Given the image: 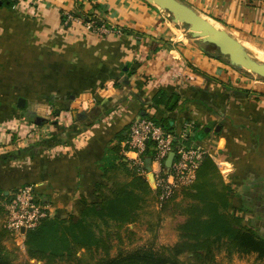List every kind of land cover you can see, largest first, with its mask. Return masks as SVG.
<instances>
[{"label": "crops", "instance_id": "0c3cea01", "mask_svg": "<svg viewBox=\"0 0 264 264\" xmlns=\"http://www.w3.org/2000/svg\"><path fill=\"white\" fill-rule=\"evenodd\" d=\"M183 1L264 49V0ZM255 76L208 55L147 0H0V188L33 184L50 217L77 215L104 181L110 145L126 147L139 118L171 116L175 146L208 151L233 188L229 211L264 236V82ZM161 90L180 95L174 113L157 103ZM196 127L211 130L194 139ZM157 168L147 163L150 182ZM172 212L129 227L145 226L144 244L174 245L183 218Z\"/></svg>", "mask_w": 264, "mask_h": 264}, {"label": "trees", "instance_id": "16d2710c", "mask_svg": "<svg viewBox=\"0 0 264 264\" xmlns=\"http://www.w3.org/2000/svg\"><path fill=\"white\" fill-rule=\"evenodd\" d=\"M2 2L12 4V0ZM253 2L249 0L250 4ZM84 19L102 26L95 18L85 15ZM204 47L208 55L217 54ZM180 99L175 91L161 90L157 103H165L167 112L174 113ZM154 121L169 131L173 129L171 116ZM195 130L194 139L199 134H203L201 138L209 134L205 128ZM120 138H124L123 134ZM126 150L127 146L120 143L110 145L101 164L104 181L95 184V200L81 197L77 215L49 217L26 232L29 259L44 264H224L218 256L225 253L229 260L234 255H256L264 262V236L247 225L237 209L229 211L233 188L224 181L211 156L204 158L190 187L164 201L148 177L130 166ZM11 198L12 193L5 194L0 188V217L4 218L0 223V264H17L16 249L9 244L14 237L6 226L5 203ZM170 208L175 218H183L176 225L177 243L149 242L132 250L120 248L135 235L130 224L149 222L144 221L145 214H149L148 219L158 218ZM116 247L118 252L114 255Z\"/></svg>", "mask_w": 264, "mask_h": 264}, {"label": "built area", "instance_id": "2783aa9c", "mask_svg": "<svg viewBox=\"0 0 264 264\" xmlns=\"http://www.w3.org/2000/svg\"><path fill=\"white\" fill-rule=\"evenodd\" d=\"M78 21L92 30L95 22L86 21L82 17L68 15V21ZM109 28L100 27V32H108ZM177 136L158 125L149 118L137 119L130 128L126 156L130 166L142 175L148 177L147 158L158 165L153 170L152 187L159 191L161 200H170L178 191L190 187L197 176V169L209 154L201 147L175 146ZM174 151L175 157L171 167L166 166L169 154ZM6 226L12 232L14 239L23 237L27 231L35 229L46 218H49L50 207L43 202L33 184L18 187L12 192V198L5 203ZM24 229V231H23Z\"/></svg>", "mask_w": 264, "mask_h": 264}, {"label": "water", "instance_id": "95a60500", "mask_svg": "<svg viewBox=\"0 0 264 264\" xmlns=\"http://www.w3.org/2000/svg\"><path fill=\"white\" fill-rule=\"evenodd\" d=\"M159 8L169 12L170 18L180 24L188 27L189 35L199 40L201 43L215 46L218 53L214 56L226 61L229 65L238 69L246 70L254 75L264 78V60L254 58L243 46L239 38L233 35L225 28L216 27L211 21L203 16L195 7L183 0H147ZM25 100H19V106L22 107ZM210 127L205 128L208 133ZM203 134H199L202 137ZM175 157L172 151L167 160L166 166L171 167ZM151 158H147V163H151ZM151 183L153 175L151 174ZM24 231V229H23Z\"/></svg>", "mask_w": 264, "mask_h": 264}, {"label": "rangeland", "instance_id": "374dc122", "mask_svg": "<svg viewBox=\"0 0 264 264\" xmlns=\"http://www.w3.org/2000/svg\"><path fill=\"white\" fill-rule=\"evenodd\" d=\"M181 25H182V29H184V31L189 34L187 25H185V24H181ZM220 26L223 27V25H221V24H220ZM223 28H225V27H223ZM235 36L237 38H239L241 41H244V39L241 38L239 35H236L235 34ZM204 46H206V47L208 46L209 50H211L212 52L214 51L215 53L216 52L218 53V51L215 48V46L210 45V44H204ZM255 79L258 80V81H260V82H264V78H261L258 75L255 76ZM147 212H149V211H147ZM144 217H145V219H148L149 214L148 213L145 214ZM175 219L176 220H179L178 217H176ZM144 229H145V226H142V227L139 226V227H137L134 230L135 231V235L132 237V239H127L125 241V243L122 246H120V248L125 249V250H132L134 248H137V247H140L141 245H143L144 244L143 243V239L145 238L144 235L146 234L144 232ZM9 244H10V247L12 249H16L15 255L17 256V259H16L17 264H44L43 262H40V261H37V260L29 259L28 258V255H27V245H26V247H25V245H23V246L20 247L14 240L13 241H10ZM22 247H24L25 250H23ZM117 250L118 249L116 247L114 249V251H113V254L114 255L118 252ZM218 260L221 261L224 264H264V262L259 261L257 259L256 255L255 256H253V255H246V256L234 255L233 258L231 260H229L227 258V256H226L225 253H221L218 256Z\"/></svg>", "mask_w": 264, "mask_h": 264}, {"label": "bare ground", "instance_id": "6f19581e", "mask_svg": "<svg viewBox=\"0 0 264 264\" xmlns=\"http://www.w3.org/2000/svg\"><path fill=\"white\" fill-rule=\"evenodd\" d=\"M205 16V15H204ZM211 21V23H213L216 27L218 28H223L220 26V23L209 19ZM243 43L244 48L256 59L258 60H264V49H261L257 46H255L254 44H252L249 41H241Z\"/></svg>", "mask_w": 264, "mask_h": 264}]
</instances>
